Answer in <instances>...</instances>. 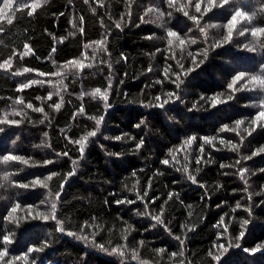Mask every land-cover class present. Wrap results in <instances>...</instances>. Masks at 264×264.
<instances>
[{
    "label": "trees",
    "instance_id": "obj_1",
    "mask_svg": "<svg viewBox=\"0 0 264 264\" xmlns=\"http://www.w3.org/2000/svg\"><path fill=\"white\" fill-rule=\"evenodd\" d=\"M10 2L0 264H264V0Z\"/></svg>",
    "mask_w": 264,
    "mask_h": 264
},
{
    "label": "snow or ice",
    "instance_id": "obj_2",
    "mask_svg": "<svg viewBox=\"0 0 264 264\" xmlns=\"http://www.w3.org/2000/svg\"><path fill=\"white\" fill-rule=\"evenodd\" d=\"M168 3H169V6H171V4L173 3V0H168ZM224 3H227V0H224ZM11 7H12V4H11L10 0H8V4H7V5L5 4V0H3V8H6V10H8V9H10ZM32 7L35 8L36 6L33 5ZM195 11H196V12H200V11H201V5H200V3H197V4L195 5ZM30 14H31V13H29V15H30ZM184 14L187 15V13H184ZM169 15H170V13H169ZM243 15H244V14H243L241 11H236L235 14L231 16L230 22L228 23V28H229V38L231 37V30L235 27L236 23L238 22V18H239V17H242ZM193 19H195V17H193ZM8 23H9V24L12 23L11 19L8 20ZM116 27L119 28V24H117ZM201 31H203V29H201ZM241 34H243V33H241ZM251 34H252V36H257L258 34H264V28L255 29V30L252 31ZM167 36H169V37H175V38L179 39L178 34H177L176 32H174V31H169V32L167 33ZM168 43H169V44H172V40H168ZM179 43H180L181 45H183V44L185 43V41H184V40H179ZM5 66H6V65H4V64H0V68H3V67H5ZM66 67H67V65H66ZM73 67H77V68H79V69L82 70L83 67H85V65H83V64H76V63H73ZM24 71L27 72V71H29V70H28V69H25ZM242 78H243V74L237 75V76L233 79L232 83H231L228 87H229V88H233V86L236 84V82L239 81V80H241ZM177 79H178V78H177ZM33 82H34V81H33ZM250 82H251V83H254V84H259L260 86H264V79H260L259 77H255V76L252 77V80H251ZM30 83H31V82H30ZM30 83H25V84H23L21 87H22V88H27V87L30 86ZM61 83H63V81H61ZM178 86H179V85L177 84V87H178ZM91 95H92L93 97L99 96V97H101L103 100H107V94H106V93H101L100 89H96L94 92L91 93ZM167 95H168V100H165V101H164V104H167V103L169 102V100L172 99V97L174 96V93H169V94H167ZM175 98H176V99H179L178 96L175 97ZM48 99H51V96H49ZM159 99H160V98L157 97V100H158V101H159ZM212 101H213V105H215L216 103H220V102H221V101L219 100V97H213V98H212ZM62 103H63V98L61 97V103H60V104H56V105H55V108H56L57 110H59V108L61 107V104H62ZM164 104H159L158 106L161 107V108H163V107H164ZM28 107H31V105H28ZM35 110H36V111H43L42 108L35 109ZM93 119H95V118H93ZM102 120H103V116H101L99 119H95L96 130H95V131H89V132L87 133V135H85V136L82 137V139H79V140L76 141V143L79 144V151H80L81 154L84 152L85 144H86V142L88 141L89 137H95L96 134H97V132H99V130H100V129H99V126H100ZM259 120H264V111L259 112V114L255 117V120L253 121V123H255L256 121H259ZM3 122H7V121H6V120H5V121H0V123H3ZM242 123H243L242 120H238V121H236V127L238 128ZM137 127H139V125H137ZM225 129H227V125H225ZM117 139H120V138L117 137ZM194 139H195V137H191L190 139L186 140L185 143H187V144H191L192 140H194ZM205 139L207 140V138H205ZM208 143H211V141L209 140ZM221 143H224V141H221ZM142 144H143V141H140L139 144L137 145V147L142 146ZM232 147L235 148L236 146H235V145H232ZM258 152H264V148H260V149H258L257 152H254V153H253V155L258 154ZM65 155H66V153H65ZM248 158H251V157H248ZM9 159H11V160H22V158L19 157V156H5V157H4V160H9ZM23 163L27 164L28 161L23 160ZM162 163H164V164L167 165V164L169 163V161H168L167 159H165V160L162 161ZM243 171H246V170H242V172H243ZM7 178H8L7 176L4 177L5 180H7ZM49 178H50V177H49ZM190 178L193 180V182H195V178H194V177H190ZM34 183H36V184H40L41 181L36 180ZM24 187H27V185H24ZM117 203H124V201H123V200H121V201H117ZM128 203H132V201H128ZM51 207H52V209H53V211H54L56 205H55V204H52ZM237 207H239V205H237ZM12 211L14 212V211H15V208H13ZM44 218L47 219V217H44ZM52 219L55 220L56 217L53 215ZM153 219H155L157 222L163 223V221H161V218H160L159 215L154 216ZM247 223H248L247 220L243 221V224H247ZM61 230H63V229H61ZM68 234H69V235H72V233H68ZM241 236H243V232H241ZM177 239H179V237H177ZM181 243H182V242H181ZM101 247H103V246L101 245ZM105 251H106V249H105ZM113 251L115 252V251H117V250H116V249H113ZM5 255H7L6 252L0 253V257L5 256ZM120 255H123V253H120ZM216 259H218V257H216Z\"/></svg>",
    "mask_w": 264,
    "mask_h": 264
}]
</instances>
